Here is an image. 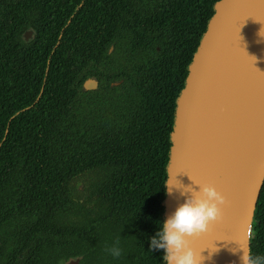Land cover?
<instances>
[{"label":"trees","instance_id":"trees-1","mask_svg":"<svg viewBox=\"0 0 264 264\" xmlns=\"http://www.w3.org/2000/svg\"><path fill=\"white\" fill-rule=\"evenodd\" d=\"M3 1L0 264H162L148 236L163 220L176 99L219 0ZM23 22H37L30 43ZM150 39L161 50L132 76L124 53ZM113 58L105 77L121 88L81 91ZM257 208L251 252L264 254V186Z\"/></svg>","mask_w":264,"mask_h":264},{"label":"water","instance_id":"water-1","mask_svg":"<svg viewBox=\"0 0 264 264\" xmlns=\"http://www.w3.org/2000/svg\"><path fill=\"white\" fill-rule=\"evenodd\" d=\"M261 24L264 0L217 1L176 99L165 181L194 188L192 180L209 183L226 197L221 218L188 238L198 256L209 257L204 264H240L239 254L230 251L237 243L251 250L249 233L264 186V42H256ZM98 84L91 77L83 90ZM182 201L178 190L165 195L163 219Z\"/></svg>","mask_w":264,"mask_h":264},{"label":"clouds","instance_id":"clouds-1","mask_svg":"<svg viewBox=\"0 0 264 264\" xmlns=\"http://www.w3.org/2000/svg\"><path fill=\"white\" fill-rule=\"evenodd\" d=\"M257 43L264 42V25L257 30ZM257 59V57L255 56ZM175 180L177 181L176 177ZM192 185L172 183L171 178L164 182L166 196H172L174 190L179 191L183 201L163 220H158L157 230L148 236L150 250L161 252L162 264H204L209 257L200 253L198 256L190 246L188 238L207 232L211 222L222 216V205L226 197L209 183L194 182ZM252 234L249 233V239ZM238 247L230 249L233 254H239L240 264H264V254H253L247 244L237 243ZM113 257H118L121 249L113 245L106 249Z\"/></svg>","mask_w":264,"mask_h":264},{"label":"flooded vegetation","instance_id":"flooded-vegetation-1","mask_svg":"<svg viewBox=\"0 0 264 264\" xmlns=\"http://www.w3.org/2000/svg\"><path fill=\"white\" fill-rule=\"evenodd\" d=\"M0 5H1V9L3 10L5 8V2L2 0L0 2ZM69 22L70 21L68 20V23ZM23 24H25V25L20 24L17 26V31H18L17 39L21 43L22 42L30 43V42L34 41L38 35L39 31L37 28V22H23ZM114 50H115V44L113 43L108 48V54L114 55ZM160 50H161V47L157 43L152 42L151 39L147 44H137V46L129 48L128 52L124 53V55L126 57H128V60H129L127 67L128 66L130 67V68L128 67L130 70V74H132V76H136L137 71L142 70L138 67L137 63L139 61H141V59H143V61L141 63L144 64V62L148 61L149 56L153 57L154 53L160 52ZM107 62H108V64H104L102 67H100V71L102 73L99 72V74L97 76H90L87 78V79H89L91 77H95L99 80V84H98L97 89L84 91L83 86H84L85 81L87 80V79H85V81L83 82L81 91L86 92L88 94H91V93H97L98 91L104 90L105 86H108L110 88H115V89L121 88V85H123L125 83V80L123 78L115 79V80H112L111 82H108L106 77H105V75L107 74V68L108 67L112 71L116 72V68L118 67L116 59L113 58V61L107 60ZM121 92H122V90H116V93H121ZM78 256H82V255H78ZM73 257H75V256H73ZM68 259H70V258H68ZM68 259H66V260H68ZM66 260H63L61 263H63ZM82 260H83V258H82ZM82 260H81V262H82ZM81 262H80V264H81Z\"/></svg>","mask_w":264,"mask_h":264},{"label":"rangeland","instance_id":"rangeland-1","mask_svg":"<svg viewBox=\"0 0 264 264\" xmlns=\"http://www.w3.org/2000/svg\"><path fill=\"white\" fill-rule=\"evenodd\" d=\"M80 187H81V185H80Z\"/></svg>","mask_w":264,"mask_h":264}]
</instances>
